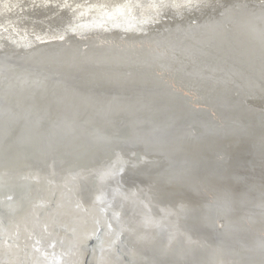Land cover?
<instances>
[{"label":"bare ground","instance_id":"obj_1","mask_svg":"<svg viewBox=\"0 0 264 264\" xmlns=\"http://www.w3.org/2000/svg\"><path fill=\"white\" fill-rule=\"evenodd\" d=\"M208 54L211 59L202 57ZM263 64L264 0H0V149L10 137L24 145L22 138L45 134L53 140L65 134L55 128L57 113L49 105L62 103L79 86L93 96L81 99L91 100L86 104L91 113L108 115L111 106L137 104L141 101L131 100L134 95L152 86L186 99L196 112L208 111L221 128L239 120L222 117L213 102L231 92L236 98L230 105L237 99L250 116L260 115L264 126ZM130 86L141 91L124 94ZM80 120L92 135L118 129L109 120L100 126L89 116ZM66 136L78 141L74 130ZM101 156L115 158L109 149ZM55 157V168L51 159L27 158L28 163L20 158L0 168L2 185L29 178L32 196L13 202L12 210L0 216V264H157L143 247L160 242L134 228L116 227L117 212L106 204L79 200L82 184L94 180L97 173L91 171L100 162ZM115 159L114 167L122 162ZM96 170L105 181L112 173L106 165ZM260 185L263 189L264 181ZM206 192L210 202L218 195L216 189ZM7 198L0 195L2 204ZM256 203H262L252 207L259 214L264 193ZM223 224L216 220L218 227ZM254 228L264 237V225ZM157 250L162 256L170 252L162 244ZM221 258L214 250L206 262L219 264Z\"/></svg>","mask_w":264,"mask_h":264},{"label":"water","instance_id":"obj_2","mask_svg":"<svg viewBox=\"0 0 264 264\" xmlns=\"http://www.w3.org/2000/svg\"><path fill=\"white\" fill-rule=\"evenodd\" d=\"M202 57L211 59L209 54ZM130 87L123 93L141 91L136 86ZM78 88L71 95L65 94L62 103L49 105V110L57 113L55 128L59 132L64 130L65 134H59V138L53 140L45 134L41 139L37 135L22 138L28 141L24 145L15 144L11 137L4 140L2 151L0 149V168L20 158L26 163L24 158L35 162L51 159L55 168V156L58 155L68 162L73 160L69 155L100 162L91 171L93 175L97 173L94 180L82 184L83 189L78 192L82 199L79 200L94 205L106 204L117 212L116 227L134 228L160 242L153 248L143 247L157 264H207L206 261L212 260L209 258L214 250L222 255L219 264L225 261L228 264H234V261L264 262V237L254 228L264 225V210L258 214L252 209L262 207L256 206L262 204L256 203V199L264 193L260 185L264 181L261 178L264 172V126L260 115L250 116L237 99L230 105L236 98L230 92L213 102L222 117L239 120L221 128L208 111L196 112L192 106H187L186 99L152 86L142 91L141 96L134 95L131 100L139 98L141 101H134L137 104L111 106L108 115L103 110L91 113L86 107L91 100L81 99H93V96L84 95L82 91L86 90L81 86ZM101 91L105 90L100 87ZM88 92L92 93L91 90ZM84 116L98 120L99 126L102 121L109 120L111 126L118 129L92 135L84 130L87 124L81 123ZM37 130V133L46 131ZM68 130H74L80 142L69 140ZM12 135L19 134L14 131ZM108 149L115 158H122L115 167L112 165L115 158L109 160L101 156ZM141 155L143 158L139 159ZM133 157L136 160L133 161ZM99 165L111 169V176L106 181L96 170ZM1 180L2 177L0 195H7L8 204H2L4 199L0 200V216H6L12 210L13 202L32 197L31 184L25 176H19L11 187L2 185ZM209 188L217 190L213 202L207 196ZM244 211L246 214H242ZM246 215L250 224H246ZM216 220L223 222V227H218ZM102 236V233L97 235L95 247L100 246ZM138 240L141 239L134 238L133 242ZM161 244L170 248L163 256L157 250ZM120 247L124 249L127 245Z\"/></svg>","mask_w":264,"mask_h":264}]
</instances>
